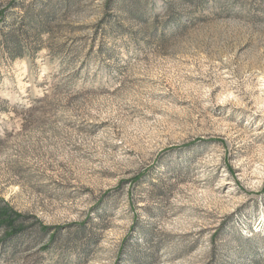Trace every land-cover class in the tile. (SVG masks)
<instances>
[{
	"label": "rangeland",
	"instance_id": "374dc122",
	"mask_svg": "<svg viewBox=\"0 0 264 264\" xmlns=\"http://www.w3.org/2000/svg\"><path fill=\"white\" fill-rule=\"evenodd\" d=\"M3 206L0 264H264V0H0Z\"/></svg>",
	"mask_w": 264,
	"mask_h": 264
},
{
	"label": "trees",
	"instance_id": "16d2710c",
	"mask_svg": "<svg viewBox=\"0 0 264 264\" xmlns=\"http://www.w3.org/2000/svg\"><path fill=\"white\" fill-rule=\"evenodd\" d=\"M23 217L11 211L6 206L0 207V227L5 229V237H11L20 232L22 229L17 225V222ZM42 232L49 230V228L41 227Z\"/></svg>",
	"mask_w": 264,
	"mask_h": 264
}]
</instances>
